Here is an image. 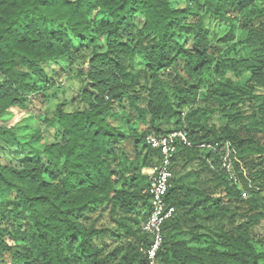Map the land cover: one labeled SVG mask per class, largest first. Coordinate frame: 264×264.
I'll use <instances>...</instances> for the list:
<instances>
[{
  "label": "trees",
  "instance_id": "obj_1",
  "mask_svg": "<svg viewBox=\"0 0 264 264\" xmlns=\"http://www.w3.org/2000/svg\"><path fill=\"white\" fill-rule=\"evenodd\" d=\"M10 107L40 129L0 159V264H149L148 137L174 131L153 264H264V0H0Z\"/></svg>",
  "mask_w": 264,
  "mask_h": 264
},
{
  "label": "rangeland",
  "instance_id": "obj_2",
  "mask_svg": "<svg viewBox=\"0 0 264 264\" xmlns=\"http://www.w3.org/2000/svg\"><path fill=\"white\" fill-rule=\"evenodd\" d=\"M137 22L142 24V19L137 18ZM104 37L98 38L99 47L102 46ZM68 67V62L64 60H52L46 65V69L51 73H57L59 69ZM0 126L8 131L0 133V159L4 162L20 166L21 159L31 154L30 145L27 143L34 131L40 129V123L31 119L30 113L21 108H7L0 114ZM50 131V130H49ZM60 130L57 126L51 127V134L45 133L40 140L42 143H52L59 138ZM193 246L194 244H190Z\"/></svg>",
  "mask_w": 264,
  "mask_h": 264
},
{
  "label": "built area",
  "instance_id": "obj_3",
  "mask_svg": "<svg viewBox=\"0 0 264 264\" xmlns=\"http://www.w3.org/2000/svg\"><path fill=\"white\" fill-rule=\"evenodd\" d=\"M180 137L185 140V133L183 131H174L165 136H149V143L156 148H159L163 155V160L159 168L147 169L150 175V214L146 221L142 224V229L153 235L154 240L148 252V262L153 264L154 254L162 241L161 226L165 219L170 217L171 209L166 207L164 195L168 188V179L171 175L168 170L169 157L174 149L172 141L174 138ZM203 147L212 148L210 145H201ZM229 145H226V154L223 157V166H227L226 162L229 156ZM229 169V166H227Z\"/></svg>",
  "mask_w": 264,
  "mask_h": 264
},
{
  "label": "crops",
  "instance_id": "obj_4",
  "mask_svg": "<svg viewBox=\"0 0 264 264\" xmlns=\"http://www.w3.org/2000/svg\"><path fill=\"white\" fill-rule=\"evenodd\" d=\"M145 172L147 171V169L144 170Z\"/></svg>",
  "mask_w": 264,
  "mask_h": 264
}]
</instances>
